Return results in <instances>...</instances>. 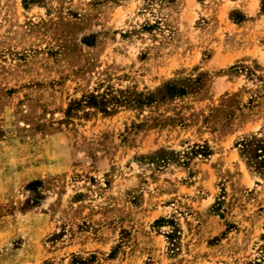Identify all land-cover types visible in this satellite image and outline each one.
<instances>
[{
	"label": "rangeland",
	"instance_id": "374dc122",
	"mask_svg": "<svg viewBox=\"0 0 264 264\" xmlns=\"http://www.w3.org/2000/svg\"><path fill=\"white\" fill-rule=\"evenodd\" d=\"M0 264H264V0H0Z\"/></svg>",
	"mask_w": 264,
	"mask_h": 264
},
{
	"label": "trees",
	"instance_id": "16d2710c",
	"mask_svg": "<svg viewBox=\"0 0 264 264\" xmlns=\"http://www.w3.org/2000/svg\"><path fill=\"white\" fill-rule=\"evenodd\" d=\"M107 102H108V100L105 99L104 97L101 96V98H100V97H97L95 95H93L91 97V100H90V104H94L96 106L106 105ZM104 109H106V108H104Z\"/></svg>",
	"mask_w": 264,
	"mask_h": 264
}]
</instances>
